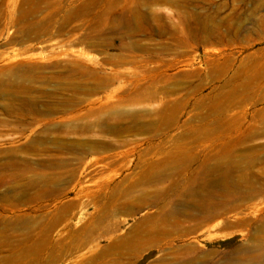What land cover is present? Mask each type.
Listing matches in <instances>:
<instances>
[{
	"label": "rangeland",
	"instance_id": "1",
	"mask_svg": "<svg viewBox=\"0 0 264 264\" xmlns=\"http://www.w3.org/2000/svg\"><path fill=\"white\" fill-rule=\"evenodd\" d=\"M0 264H264V0H0Z\"/></svg>",
	"mask_w": 264,
	"mask_h": 264
}]
</instances>
